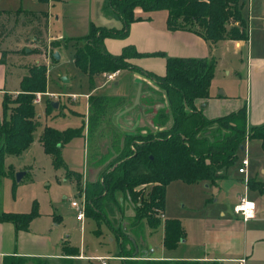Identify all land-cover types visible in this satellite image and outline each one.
Masks as SVG:
<instances>
[{
  "label": "rangeland",
  "instance_id": "374dc122",
  "mask_svg": "<svg viewBox=\"0 0 264 264\" xmlns=\"http://www.w3.org/2000/svg\"><path fill=\"white\" fill-rule=\"evenodd\" d=\"M63 2L68 4L64 9L65 18ZM239 2L242 6V16L248 23L249 41L236 55L230 45L217 47L214 59L216 67L211 86L213 93L222 92V90L216 91V88L228 87L236 93V96L244 98L247 89V62L251 56L264 57V0H239ZM42 11L52 15L53 19L48 29L40 24L43 20L38 22L28 13ZM146 14L152 17L156 26H163V16L167 13L165 11L145 13L139 8L134 10L135 18L143 19ZM36 24L42 26L39 35L34 32ZM91 24L98 27H109L108 25L113 28H117L118 25L119 28L122 27L118 16L109 7V0H50L49 3H41L39 0H0V39L3 38L0 40V61L4 65L6 74L5 80L0 81V87L19 89L17 92L19 94L24 77L32 73L34 75L37 69H41L45 74L44 88L34 94L32 103L35 114L42 115L38 120L40 125L34 131L33 142L21 156L8 157L4 162L6 174L0 177V214L36 212L30 229L32 233H42L51 237L61 236L77 253L85 256L83 259H73L71 264H101L98 260L112 256L117 250L116 241H111L115 236L108 223L104 220L98 222L89 216H85L82 222L77 221V212L71 207V202H82V194H78V188L88 183L89 178L93 176L90 174L96 173L93 170L101 168L106 160L110 159L113 162L116 160V157L111 158V152L106 153L105 147L108 144L114 145L112 149L117 151L121 140L125 138L120 131L112 127L114 112L111 111L131 105L137 88L136 84H132L133 73L128 69L119 73L115 85V82L106 81V76L111 73L95 76L90 84L88 77L75 67L73 61L75 53L90 42L88 34ZM48 30L52 33L47 32ZM55 53L60 57L58 61L53 58ZM236 70L239 75H235ZM19 77H22L20 85ZM49 91L58 94L61 100L55 94L52 95L53 97L50 96L51 98L48 97ZM17 93H6L7 101L12 102ZM37 94L41 96L39 103L35 102ZM86 96H89L88 103ZM123 96L127 98H122ZM51 99L59 103L58 110H53ZM156 99L159 100L158 97ZM117 100H122L123 103L116 102ZM87 109L90 117L86 123ZM139 113L141 115V111L136 114ZM149 118L151 116L145 118L147 124H150ZM44 127L55 128L58 131L81 132L80 136L62 146L60 155L63 166L56 167L52 158L44 153L39 144V137ZM96 127L106 129V133H102L104 139L109 138L111 134L114 135L112 142L107 138L103 142L105 147L97 148L96 145L100 141L95 138V134L99 135ZM162 128L168 127L153 130ZM246 155L251 165L246 169L243 178L237 174V169L241 168ZM24 169L28 172L27 175L15 185L16 174ZM263 170L264 151L259 141L251 140L246 144V152H240L237 162L229 168L227 182L221 188L220 201L225 195L226 198H232L234 195L237 197L240 193L244 195L243 190L247 187L248 177L264 181ZM216 193V190L205 189L202 184L188 185L181 181H173L166 189L165 211L158 227L151 231L147 222L142 221L139 230L131 233L143 238L158 255L183 258L197 252V247L200 252L204 243L209 245L211 237L208 231H213L219 224L222 227L235 224L233 205L230 211L226 206L221 208L218 203L210 202V199L217 198ZM247 193L248 201L253 199L258 202L254 197L255 192L249 191V197ZM102 205L109 211L110 221L116 227L115 233L123 234L120 228L122 222L120 223L116 218V213L114 215V205L112 207L108 203ZM261 209L264 214V197L261 199ZM220 210L225 214L224 217L219 215ZM54 216L59 219L57 223L53 221ZM165 220L179 221L184 230L183 241L186 242L179 243L172 250H166L162 244V228ZM237 223L240 225L238 228H243L241 221ZM254 226L255 224H248L247 231H257L256 233L264 238V224L257 230ZM251 241L248 234L247 246H255L256 253L262 257L264 263V241ZM250 253L248 248V255ZM232 254L228 256H233ZM222 256L227 255L222 254ZM107 264L119 263L109 261Z\"/></svg>",
  "mask_w": 264,
  "mask_h": 264
},
{
  "label": "trees",
  "instance_id": "16d2710c",
  "mask_svg": "<svg viewBox=\"0 0 264 264\" xmlns=\"http://www.w3.org/2000/svg\"><path fill=\"white\" fill-rule=\"evenodd\" d=\"M109 7L121 20L122 27L89 25L90 42L75 53V66L87 75L90 84L95 76L128 69L147 78L157 90L143 84L137 112L141 111L145 118L151 116L150 124L137 127L134 135L124 137V145L116 160L108 163L97 179L85 186L89 201L86 211L96 220L103 219L106 212L102 204L117 205L116 196L120 193L134 205L133 225L136 227L146 221L151 229H156L164 215L166 188L170 183L213 184L220 171H226L237 162L246 138L259 141L264 151V123L250 127L247 132L244 107L212 121L203 116L196 102L210 98L209 88L216 67L214 59L167 58L165 74L158 76L129 62L142 57L133 48L126 47L120 55L112 56L104 51L103 43L106 39L127 37L130 25L142 20L134 17L137 8L145 13L165 11L170 31L192 32L210 44L224 40L248 42V23L242 16L239 0H109ZM33 16L35 18L36 14ZM36 19L41 22V17ZM40 24L46 28V19ZM35 32L38 35L40 30L35 29ZM44 79L45 74L37 69L34 75L23 78L21 91L12 102L7 101L6 95L2 98L0 177L6 174L5 158L20 156L33 142L37 125L32 103L34 94L43 90ZM165 126L168 127L166 132H153L154 128ZM210 131L212 135H209ZM80 134L78 130L58 131L47 127L42 131L39 142L53 164L60 167L63 166L62 146ZM248 185L264 194V184L249 181ZM78 190L82 191L80 186ZM35 216L36 212H4L0 214V223L13 224L17 232L27 231ZM163 230L166 250L174 249L184 239V230L177 220H165ZM120 237L123 239L121 250L127 257L122 264H219L135 260L124 250L126 237ZM2 264L49 263L6 256Z\"/></svg>",
  "mask_w": 264,
  "mask_h": 264
},
{
  "label": "crops",
  "instance_id": "0c3cea01",
  "mask_svg": "<svg viewBox=\"0 0 264 264\" xmlns=\"http://www.w3.org/2000/svg\"><path fill=\"white\" fill-rule=\"evenodd\" d=\"M49 1L50 0H48V3ZM67 5L68 4L63 2V14H64L63 17L64 18L66 16L64 9ZM1 11L3 13L5 12L4 10H1ZM28 13H30L31 17H34L33 14H36L35 19L37 17H41V20L46 19L47 27L45 29H48L49 24L51 23V20L53 19L52 15H50L48 12H45V11L28 12ZM149 14H146V16L141 21L135 22L130 25L129 30H128V35L125 39H121V40L106 39L103 43V49L105 50V52L112 56H118L121 54L124 48L131 47L135 50V52L142 55V57L140 58L131 59L130 63L132 65L137 66L138 68L145 70L147 72H151L155 75L163 76L165 74L167 58H191V59L213 60L215 59V54H216L215 50L217 49L219 45L220 46H223V45L232 46L234 49L235 55H236L237 52L242 47L248 44V42L246 43L243 41H240V42L221 41L215 44H210L206 42L204 39H202L200 36L192 32L182 31V30L170 31L167 28V24H166L167 14L166 16H163L164 17L162 20L163 26L162 25L156 26L153 23L152 17H149L150 16ZM108 26L109 27L107 28H113L111 25H108ZM31 28L32 26H30V29ZM35 29L40 30L39 34H41L42 26L37 25L34 28V32H35ZM114 29H120L119 25L117 28L115 27ZM47 32H49V30ZM49 33H52V32L50 31ZM55 61H58V60H55ZM121 71H124V70H121ZM121 71L111 73V74H114L115 77L111 81L107 79L106 81L115 82L117 76L119 75ZM132 73H133L132 84L134 85L136 84L135 83L136 78H141L143 80L149 81L147 78L145 77L143 78V76L140 74H137L134 72ZM234 73L235 75H239L237 70ZM5 78H6L5 68L2 62L0 61V81L1 80L4 81ZM21 78L22 77H19V85H20V80H22ZM246 81H247V89H246V95L244 98H241L240 96H236L235 95L236 93L232 92V90L229 89L228 87H224L222 89L216 88V91L222 90V92H220L219 94L213 93L212 92L213 87L210 84V88H209L210 98L208 100H199L196 102V105L202 110L203 116L209 121L221 118L223 116H226L244 107L246 111V130L248 132L250 127L261 125L264 123V57L262 56H255V57L251 56L250 57V59L247 62ZM149 83L150 84H147V83H144V84H147L149 87L153 88L154 90H157V88L151 81H149ZM115 85H116V82H115ZM18 91L19 89H6L4 87H0V110H1V101H2L3 96L6 93H12V92L16 94ZM54 94L58 95L56 93L50 92L48 97L50 96L53 97ZM88 97L89 96L85 97L87 99V103H88ZM122 98H127V96L126 97L123 96ZM60 100H61V97H60ZM50 101L52 103L53 110H58L59 103L53 102L54 100L52 99ZM132 104L129 106L118 107V108L112 109L113 111H111V112H114L111 125L113 128L120 131V133H122L124 137L129 136V135H134L137 127H139L140 125L141 126L147 125L146 123H144L145 118L142 114L140 115V118L138 117L139 116L138 114L137 118L139 120L135 122L136 119L134 116L137 115L136 114L137 107L128 110L122 116L118 117V115L122 111L129 109L132 106ZM88 113L90 112L87 109V117H85L86 123L88 122V119L90 117L88 116ZM41 117L42 115L39 116L36 114L35 122L37 126L40 125L38 120H40ZM44 128L42 129V131L44 130ZM103 128L102 127L97 128V134L99 135L95 134V138L97 139V141L98 142L100 141V143H97L96 145L97 148L103 147L104 140L108 138V137H105L104 139L103 137L104 134L102 135V133H106V129L103 130ZM143 132H145V130H143ZM109 136H110L108 138L109 141L113 140L114 135L111 134ZM33 138H34V133H33ZM248 142L250 141L249 140H247V142L245 141L244 145L242 146L243 150L242 151L240 150L241 152H246V144ZM120 143L121 145L119 148H117V151H114L112 149V147L114 148V145L112 146L108 144L106 145V147L104 146L106 148L105 151H107L106 152L107 154L108 152L112 153L111 158L117 157L118 152L119 151L121 152L122 147L124 145V140H121ZM259 145H260V142H259ZM8 157H11V156H8ZM15 157H18V156H15ZM247 159H248L247 168H249L251 165V162H250L249 157ZM110 161L112 160L110 159L108 161L106 160L104 165H102L101 168L99 169H96V170L92 169L94 172L96 171V173L90 174L93 176L89 178V181L87 184L94 182ZM238 169H237V174L244 178L245 175L240 174L238 172ZM228 171L229 169H227L224 172L220 171L218 173L219 178L213 184L198 183L195 185L202 184V186L205 189H213V191L216 190L217 198L210 199V202L214 204L218 203L219 207L221 208L226 206L227 209L229 210L231 209V205H233V208H234V206L238 204L241 198H246L247 192H248L247 193L248 197L250 196L249 191L255 192L256 196L254 197L258 200V202H256L253 199L249 201V202H252L255 206V217L253 219L247 222H243L242 218L235 215L232 211L233 215L236 218L235 224H231V225L224 226V227H222L219 224L218 226H216V228H214L213 231H208V235L209 237H211V239H209V245L205 243L203 244L202 251L198 252L199 248L197 247L198 251L195 253H191L190 256H185L183 258L181 257L176 258L175 256L167 257L165 255L156 254L153 247L145 243L143 238H138L137 235H134L131 233L134 230L138 231L139 228L141 227V224L136 227L133 225L134 205L130 203L128 198H124L123 195L119 193L116 196V199L118 200V204L117 205L110 204V205L111 207L114 205L115 207L113 208L114 215L117 214L116 218L120 221V223L122 222L120 224V228L123 231V234L121 235H124L126 237V241L124 242L125 244L124 250L126 252L131 253V256H133L132 259H135V260L169 261V262H172V261L175 262L176 260H181V261H187V262H217L219 264H225V263L236 264L235 260L240 259V258H245L246 264H264L262 262L263 260L262 257H260L258 253H256L255 246L252 245L248 247L246 243V238L248 234L251 237V240H252L251 242H253L254 240L264 241V238L260 237V234L256 233L257 231H247L246 229V226L248 224H255L254 228H256V230L258 228H261L262 225L264 224V214L261 209V199L264 197V194H262L258 189L256 188L253 189L251 186L248 185L249 181L250 182L255 181L257 183H262V184H264V181H260V180L258 181L256 179H252L248 177L247 184H246L247 187L245 188V190H243L245 191L244 195L240 193V194H237V197H235L234 195L232 198H229V197L226 198V195L224 194L225 197L222 199V201H220L221 197L219 196H221V188L227 182ZM22 172L24 173V176L22 177L23 179L27 175L28 172L25 169L22 170ZM263 174H264V170H263ZM243 178H242V181H243ZM87 184H83L80 186L82 189L81 192H79L78 190V194L81 193L82 198L85 199L84 217L89 216L86 211L89 201H87L86 193L84 191V188ZM15 185H17V182L15 183ZM221 211L222 210H220L218 213L219 215L221 214L220 215L221 217H224L225 214ZM105 212L106 214L109 213V211L107 210H105ZM6 213H11V212H6ZM17 214H25V213H17ZM106 216L100 220H96L92 216H89V217L94 218L98 222L101 220L106 221L109 225L111 232L115 236V238L111 239V241L112 242L116 241L117 250L112 256L108 257L109 259L106 260L105 262L107 263L109 261H116L117 263L122 264L123 261L127 260L126 255H124L121 250V243L123 242L122 241L123 239L120 237L121 236L120 234L115 233L114 230H116V227H115V224L110 221L109 214H108V217ZM53 221L57 223L59 219L54 216ZM237 221L242 222L243 228L241 229L238 228L240 225H237L238 224ZM32 223L33 222L31 221L27 231H18V232L15 230V227L13 224L0 223V264H2L3 258L6 256H15V257L23 258L27 261H31L34 259L45 260L49 264H71L73 259L75 258L83 259L85 257L82 253H77L76 250L73 247H71V245L68 243V241L63 240L61 236L51 237L49 235H44L42 233H39V234L32 233L30 230ZM153 230L154 229H152L151 231ZM163 234H164V230L162 228V244H163ZM185 242L186 241H181L180 243L183 244ZM248 248L251 251L250 255H248ZM230 253H233L232 254L233 256H228ZM222 254L227 255V256H222ZM100 263L102 264V261H100Z\"/></svg>",
  "mask_w": 264,
  "mask_h": 264
},
{
  "label": "built area",
  "instance_id": "2783aa9c",
  "mask_svg": "<svg viewBox=\"0 0 264 264\" xmlns=\"http://www.w3.org/2000/svg\"><path fill=\"white\" fill-rule=\"evenodd\" d=\"M115 77L114 74H109L106 76V79L111 81ZM41 101V96L39 94L36 95V103ZM248 138L245 139L247 142ZM248 167V159L244 158L241 164V168L238 169L240 174H246V169ZM71 207L77 212V221L81 222L84 218V210H85V199L82 198L81 203H77L76 201L71 202ZM233 213L242 218L243 222H247L255 217V206L252 202H249L246 198H241L239 203L234 207ZM109 258H103L102 264H107L105 261ZM236 264H246L245 258H240L235 260Z\"/></svg>",
  "mask_w": 264,
  "mask_h": 264
},
{
  "label": "water",
  "instance_id": "95a60500",
  "mask_svg": "<svg viewBox=\"0 0 264 264\" xmlns=\"http://www.w3.org/2000/svg\"><path fill=\"white\" fill-rule=\"evenodd\" d=\"M53 58H54L55 60H59V55H58V53H55V54L53 55ZM135 83H136V85H137V89H136V93H135V98H134V100H133V104H132V106H131L129 109L122 111V112L118 115V117H119V116H122V115H123L125 112H127L128 110L133 109V108H135V107H137V106L139 105L143 84H144V83L150 84L149 81H147V80H143V79H141V78H136V79H135ZM163 96H164V98H165V94H163ZM167 130H168V128H163V129H160V130H153V132H154V133H164V132H166ZM211 134H212V132L210 131V132H209V135H211ZM240 150L242 151V150H243V147H241ZM23 176H24V173H23V172L17 173V174H16V182L19 183ZM128 200H129V199H128ZM144 258H145V257H144Z\"/></svg>",
  "mask_w": 264,
  "mask_h": 264
},
{
  "label": "flooded vegetation",
  "instance_id": "af4514ba",
  "mask_svg": "<svg viewBox=\"0 0 264 264\" xmlns=\"http://www.w3.org/2000/svg\"><path fill=\"white\" fill-rule=\"evenodd\" d=\"M137 116H138V115H137ZM137 116L135 117V119H136L135 122L139 120V119L137 118ZM138 117L140 118V114H139ZM138 123H139V122H138ZM144 123H146V121H145ZM146 124H147V123H146ZM139 127H140V126H139ZM142 127H143V126H142ZM142 133H145V132L142 131Z\"/></svg>",
  "mask_w": 264,
  "mask_h": 264
}]
</instances>
